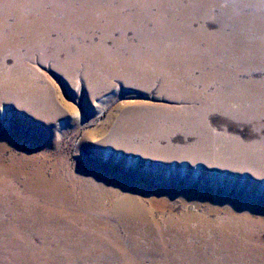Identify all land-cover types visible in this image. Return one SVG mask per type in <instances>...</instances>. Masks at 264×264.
Here are the masks:
<instances>
[{"label": "bare ground", "instance_id": "6f19581e", "mask_svg": "<svg viewBox=\"0 0 264 264\" xmlns=\"http://www.w3.org/2000/svg\"><path fill=\"white\" fill-rule=\"evenodd\" d=\"M263 24L264 0H0V98L12 102L14 118L0 129V264H264L263 210L229 212L200 185L97 164L96 152L83 160L96 177L52 158L48 151L62 154L65 145L56 119L80 112L35 66L59 71L67 94L72 85L93 96L116 91V79L145 89L163 83L164 95L196 107L120 108L128 111L109 141L162 159L264 172V142L211 135L207 118L221 113L263 135ZM179 127L196 146L172 147Z\"/></svg>", "mask_w": 264, "mask_h": 264}, {"label": "rangeland", "instance_id": "374dc122", "mask_svg": "<svg viewBox=\"0 0 264 264\" xmlns=\"http://www.w3.org/2000/svg\"><path fill=\"white\" fill-rule=\"evenodd\" d=\"M183 4L184 1H182V5ZM259 27H264V24ZM211 29L215 30V25H213ZM244 43L252 46L256 44V39L249 38ZM39 57L43 56L39 55ZM11 64L12 62L9 61L8 65ZM35 66L41 73L50 79L53 87L58 91L57 94L60 96L61 101L63 103L67 102L73 106L77 112H80V114L78 113L75 116L68 114L56 119L55 125H57L59 130L57 137L59 141L64 140V150L62 154H56L51 150L48 151L49 154H52L51 156L54 159L64 158L69 163V171L77 172L76 174L83 173V175H85V171V173L89 174L88 177L97 176V172L93 173L92 171H88V168L84 166L86 161H83L87 158L88 152H96L97 154L93 155V157L98 159L97 164L100 162L106 163L107 165L109 163L120 164L128 169L135 167L138 173H147L151 171L152 173L150 174L152 176L159 175L164 180L172 179L175 181L177 179L176 181L193 183L190 184V186L194 184L200 185L202 190L211 191L212 201H218V203L227 205L229 212L245 211L249 214H258L255 216L258 217L260 215V210L264 211V172H261L259 168H256L254 171L250 169L249 166L245 165H214L206 160L202 161L199 159L198 161V159L194 157H192L193 159L188 157L182 159H180V157H178L179 159H162L149 154L143 155L138 152L135 153V151L128 150L125 146H121L123 144L118 145L116 142L112 143V141H109L111 135L110 131L116 129L121 124L122 118L125 115L124 112L130 109H135L136 107H150L156 110L159 108H166L174 110V112H179L183 109L196 107H190L192 105L187 102L175 101L172 99L173 96L164 95L162 93L164 88L163 83L158 82L151 88L145 89L122 84L116 79L114 80V88L116 91H112V88L106 89L103 90L100 95L93 96L90 87L85 86L82 88L72 85L71 88H68L71 94H67L63 92V90L67 88V85L61 84L62 76L59 71L54 69L51 65L42 67L39 62H36ZM242 79H246V81H244L246 83L249 82L247 77H242ZM4 98L5 96H1L0 98L1 130L10 127L11 120H14L10 112L12 111V109H10V107H12V102H7ZM85 102L88 103L86 104V108L83 105ZM87 107L93 108L91 112ZM120 108H128V110ZM78 115L81 116V124L75 123ZM80 116L78 118H80ZM207 118L209 121L208 130L211 135H223V137H228V140L234 138L239 142L241 141L240 143L245 146L253 143L258 144L259 141L264 142V139H261L264 138V133L261 138L257 136V134H255L254 125L250 123H239V121L229 120L221 113L209 114ZM168 125L169 124L166 126ZM182 127L185 128L184 126ZM199 128L203 127L201 126ZM67 129L69 132L66 131ZM99 129H106L107 133L103 134L97 131ZM87 131L90 132L91 135L86 140ZM184 132L181 127H179L170 133L168 141L173 148L175 147V150L194 147V145L197 144L198 138H196V136ZM2 138L3 134L0 133V139ZM16 140L17 139H14L9 142L18 144V140ZM85 141H87L86 146L83 145ZM165 143V141H162L160 144L161 146H165ZM8 152L10 151H7V153ZM98 176L100 178L105 177L103 174H98ZM137 178L135 177L132 183H129L130 186L133 185V187H138L135 183ZM145 188H150L154 190V192H162L169 190L171 186L162 184H152L151 186L150 184L145 186ZM224 189H228L229 191L226 192ZM161 199L171 201L174 200L175 197L165 195ZM175 201L176 202H167L166 204L169 206L176 204L177 207L181 209V205L178 204L176 199ZM259 201L260 204H258ZM195 212L201 214L203 213V209H196Z\"/></svg>", "mask_w": 264, "mask_h": 264}]
</instances>
